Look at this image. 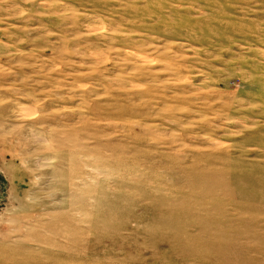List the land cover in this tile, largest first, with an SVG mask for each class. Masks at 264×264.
<instances>
[{"label":"rangeland","instance_id":"1","mask_svg":"<svg viewBox=\"0 0 264 264\" xmlns=\"http://www.w3.org/2000/svg\"><path fill=\"white\" fill-rule=\"evenodd\" d=\"M0 264H264V0H0Z\"/></svg>","mask_w":264,"mask_h":264}]
</instances>
